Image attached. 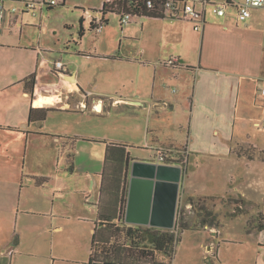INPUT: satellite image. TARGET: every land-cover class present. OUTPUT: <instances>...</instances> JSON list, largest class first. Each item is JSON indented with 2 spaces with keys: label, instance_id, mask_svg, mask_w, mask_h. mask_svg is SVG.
I'll return each mask as SVG.
<instances>
[{
  "label": "crops",
  "instance_id": "1",
  "mask_svg": "<svg viewBox=\"0 0 264 264\" xmlns=\"http://www.w3.org/2000/svg\"><path fill=\"white\" fill-rule=\"evenodd\" d=\"M31 1L0 0V264L35 252L32 241L23 247L21 229L36 227V218L51 233L63 230L67 219L90 223L94 233L104 160L101 169H80L74 188L80 198L65 192V181L79 171L74 152L83 142L103 143L104 158L107 144L129 143L155 157L161 148H186L188 160L235 163L231 183L225 180L229 190L196 193L208 200V222L214 219L203 226L209 233L204 258L245 264L244 253L234 261L222 245L253 242V264H264V184L237 172L241 164H264V128L255 132L264 111V8L242 21L238 5L245 0H180L202 15L201 31L196 22L170 18L136 17L121 26L119 16L109 15L97 32L92 26L105 0H59L75 9L64 25L70 36L61 41L53 11L36 0L29 10ZM215 5L224 6V16L213 12ZM175 57L179 67L165 64ZM98 104L101 113L94 110ZM42 109L55 111L42 117ZM113 112L131 122L125 131L139 122L141 143L104 115Z\"/></svg>",
  "mask_w": 264,
  "mask_h": 264
},
{
  "label": "rangeland",
  "instance_id": "2",
  "mask_svg": "<svg viewBox=\"0 0 264 264\" xmlns=\"http://www.w3.org/2000/svg\"><path fill=\"white\" fill-rule=\"evenodd\" d=\"M41 3L42 0H36ZM59 1V0H55ZM62 1V0H60ZM51 22L52 25L57 30V37L55 40L60 39L64 41L69 38L70 31L65 28V21H70L75 15V9L70 7H64L57 5L52 9ZM114 17V15H112ZM78 35L76 34V39ZM89 43V39L86 40V44ZM81 110V109H80ZM85 112V110H81ZM259 113V112H258ZM108 118H111V122L117 123V129L120 131H125L124 128L130 130L131 123L129 120L120 119L115 112L112 114H104ZM118 116V117H117ZM115 119H112L114 118ZM118 118V120H117ZM257 120L262 125V128H255V132L258 130L262 131L264 128V111L256 116ZM86 126L89 129L93 124L90 123L89 119H86ZM139 122L135 121L133 130L125 131L131 135V139L135 141L134 143H141V135L138 127ZM127 125H129L127 127ZM129 152L134 159L146 161L150 163H157V158L154 156L152 150L147 149L142 144H129ZM259 152V151H258ZM93 156V158H92ZM75 162L79 171L73 175L71 174L69 179L65 181L68 185L66 193H70L76 198H80L79 193H75L74 188L77 187V180L80 173V169L84 166L92 164L98 169L103 167L104 160V145L103 143H91L83 142L77 147L74 152ZM63 163V159H61ZM63 165V164H62ZM188 173L184 177V185L180 193L181 203V222L185 224L187 230H184L181 234L180 241L176 244L174 252L173 264H210V262L204 258L205 256V244L207 243L206 238L209 235L202 224H200L203 215L200 213L201 210L206 212V205L208 200L199 198L197 195L207 196L213 190L217 192H222L229 190L228 184L225 180H229L231 183L230 174L236 172L235 163H228L220 165L212 160H207L206 158H197L193 156L188 160L187 164ZM240 176L249 177L250 183L254 184L259 182L264 184V164H259L258 162L250 164V169L241 164L239 166ZM185 176V174H184ZM237 182V180H234ZM234 182V183H235ZM193 206V207H191ZM37 226L33 228H23L21 229V235L23 236V247L27 246L28 241L31 242V247H36L35 252L32 255L19 257L16 264H87L89 261V256L91 252V241H92V225L90 223H81L76 220H65L63 221L65 228L63 230L51 233L45 230L43 225V219L36 218ZM240 223H236L234 226L237 228ZM224 246V254L227 258L233 259L237 255L244 253L245 264H253L254 251L257 247H254V243L251 244H226ZM236 261V260H234ZM16 261H14L15 263ZM214 264H219L218 261L214 260Z\"/></svg>",
  "mask_w": 264,
  "mask_h": 264
},
{
  "label": "trees",
  "instance_id": "3",
  "mask_svg": "<svg viewBox=\"0 0 264 264\" xmlns=\"http://www.w3.org/2000/svg\"><path fill=\"white\" fill-rule=\"evenodd\" d=\"M148 1L150 0H105L103 8L99 11L102 15L101 24L108 22L106 17L109 15L164 18L161 13L164 11L166 0H152L155 5L153 10H148ZM48 8L52 10L54 7ZM94 28L93 25L92 29ZM40 111L42 117H45L55 110ZM128 149L127 144H107L101 174V195L97 204L98 218L92 235L88 264H173L176 244L180 241L182 232L187 230L185 224L181 222L182 211L179 208L174 230L126 222L129 168L133 162ZM165 153L166 163L182 164L186 168L188 164L186 148L177 153L172 151ZM209 215L211 214L204 213L203 226L207 223L213 225V218L209 222L207 220ZM261 229H264V226Z\"/></svg>",
  "mask_w": 264,
  "mask_h": 264
},
{
  "label": "water",
  "instance_id": "4",
  "mask_svg": "<svg viewBox=\"0 0 264 264\" xmlns=\"http://www.w3.org/2000/svg\"><path fill=\"white\" fill-rule=\"evenodd\" d=\"M129 172L126 222L173 230L185 167L182 164L133 161Z\"/></svg>",
  "mask_w": 264,
  "mask_h": 264
},
{
  "label": "built area",
  "instance_id": "5",
  "mask_svg": "<svg viewBox=\"0 0 264 264\" xmlns=\"http://www.w3.org/2000/svg\"><path fill=\"white\" fill-rule=\"evenodd\" d=\"M41 4L47 7L48 6L55 7L59 3L55 0H42ZM35 5H36L35 0H32L31 2H29L27 8L29 10H33ZM154 7H155L154 2L152 0L148 1V10H153ZM256 8H264V0H245L243 3L238 5V9H239L238 18L242 21L248 19L251 15V10ZM13 10L16 11V8ZM213 12L218 16H224L225 8L224 6L221 5H215L213 8ZM161 14L164 18L182 19V20L196 22L195 30L197 31H201L205 24L202 15L194 8V6L191 3L185 1L166 0L164 5V11ZM4 16H5V8L2 2H0V19H3ZM119 17H120L121 26H128L132 23V19H135L131 15H122ZM94 26H95L94 29L97 32H100L102 29L101 20L95 22ZM165 64L169 67H175V68L180 66L179 59L176 57L169 59ZM55 68L61 75L67 73L66 66L62 62H56ZM262 94L264 95V88L262 89ZM87 108H88L87 105L83 106V109L86 110ZM94 110L96 112L101 113L103 111V106L98 104L97 106L94 107ZM166 151H170V149L161 148L160 150H158L156 155V158L158 160L157 163H166L165 162ZM166 164L175 165L171 163H166ZM8 253L12 254V251L10 250Z\"/></svg>",
  "mask_w": 264,
  "mask_h": 264
},
{
  "label": "flooded vegetation",
  "instance_id": "6",
  "mask_svg": "<svg viewBox=\"0 0 264 264\" xmlns=\"http://www.w3.org/2000/svg\"><path fill=\"white\" fill-rule=\"evenodd\" d=\"M176 165V164H175Z\"/></svg>",
  "mask_w": 264,
  "mask_h": 264
}]
</instances>
